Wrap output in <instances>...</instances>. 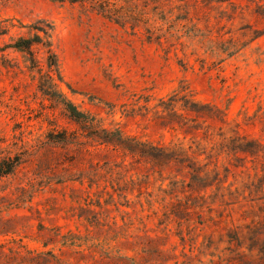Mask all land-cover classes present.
I'll return each mask as SVG.
<instances>
[{"label": "rangeland", "instance_id": "obj_1", "mask_svg": "<svg viewBox=\"0 0 264 264\" xmlns=\"http://www.w3.org/2000/svg\"><path fill=\"white\" fill-rule=\"evenodd\" d=\"M0 159V264H264V0H0Z\"/></svg>", "mask_w": 264, "mask_h": 264}, {"label": "trees", "instance_id": "obj_2", "mask_svg": "<svg viewBox=\"0 0 264 264\" xmlns=\"http://www.w3.org/2000/svg\"><path fill=\"white\" fill-rule=\"evenodd\" d=\"M32 31V36L28 38H18L17 40L10 43L7 48L12 49L16 52H19L24 55V57L30 62L33 63V46H43L47 50V70L43 75L44 78L40 79L39 90L46 97L51 99L53 96H57L62 99V103L66 105V111L71 115V113H76V109L66 102L64 95L58 92V84L61 82V76L58 71V61L57 56L51 50V34L53 27L50 24H45L44 21L40 20L35 24L30 26ZM80 115V114H79ZM19 162L16 159H0V178L12 174L15 169L18 167Z\"/></svg>", "mask_w": 264, "mask_h": 264}]
</instances>
